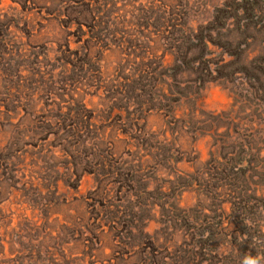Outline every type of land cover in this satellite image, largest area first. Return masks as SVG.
I'll use <instances>...</instances> for the list:
<instances>
[{"label": "rangeland", "instance_id": "obj_1", "mask_svg": "<svg viewBox=\"0 0 264 264\" xmlns=\"http://www.w3.org/2000/svg\"><path fill=\"white\" fill-rule=\"evenodd\" d=\"M264 264V0H0V264Z\"/></svg>", "mask_w": 264, "mask_h": 264}, {"label": "clouds", "instance_id": "obj_2", "mask_svg": "<svg viewBox=\"0 0 264 264\" xmlns=\"http://www.w3.org/2000/svg\"><path fill=\"white\" fill-rule=\"evenodd\" d=\"M245 264H257V260L256 259H246Z\"/></svg>", "mask_w": 264, "mask_h": 264}]
</instances>
